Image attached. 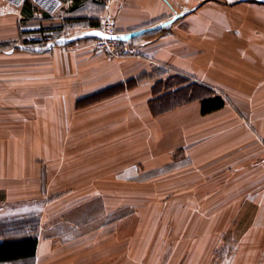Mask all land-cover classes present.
Listing matches in <instances>:
<instances>
[{
    "label": "crops",
    "instance_id": "1",
    "mask_svg": "<svg viewBox=\"0 0 264 264\" xmlns=\"http://www.w3.org/2000/svg\"><path fill=\"white\" fill-rule=\"evenodd\" d=\"M62 6L69 24L54 19ZM71 6L0 0V225L35 215L38 239L35 259L15 264H264V115L253 112L264 106L250 104L264 101V3ZM105 14L122 57L94 45ZM216 95L224 107L202 114ZM65 137L100 159L66 171ZM164 195L165 207L144 205Z\"/></svg>",
    "mask_w": 264,
    "mask_h": 264
},
{
    "label": "rangeland",
    "instance_id": "2",
    "mask_svg": "<svg viewBox=\"0 0 264 264\" xmlns=\"http://www.w3.org/2000/svg\"><path fill=\"white\" fill-rule=\"evenodd\" d=\"M35 1H37V2H41L42 0H35ZM44 1V4L46 5V4H48L49 5V8H51L52 9V7L54 6V0H53V2H52V0H43ZM229 1H235V0H229ZM256 1V0H255ZM48 8V7H47ZM64 12H65V6H62L61 8H60V10H58V13H57V16H56V18H54V19H58L59 21H60V23H62V24H69V20L67 19V18H63L62 16H63V14H64ZM60 30H61V28H60ZM47 79V77L45 76V80ZM45 92V94L46 93H50L51 91H48V90H45L44 91ZM252 103H250L251 104V106H252V108H253V106H255V105H263L264 106V101H251ZM254 109V108H253ZM253 112L254 113H256L257 114V117H255V119L258 121V119H260L261 118V116L260 115H264V110H253ZM228 119V123H232V121H231V119L230 118H227ZM259 122V121H258ZM262 127H264V124H263V126ZM220 128H222V126H217V127H215V128H213V129H220ZM211 129V128H210ZM224 129H226V128H224ZM264 129V128H263ZM199 130H201V129H199ZM199 133V132H198ZM197 132H192L191 134H190V137H189V140H190V142H188V146H187V151H189L191 148H193L194 147V149H196L197 148V142H199V140H201L200 138H198V136H199V134H198ZM202 134V133H201ZM207 134V133H206ZM210 134V133H209ZM209 134H207V135H205V136H209ZM77 135V134H76ZM46 136H47V134H44V137L46 138ZM50 136H51V134H50ZM209 137H211V136H209ZM81 139H82V137H81ZM77 142V144H78V146L77 145H75L73 142ZM62 143H63V146H60L61 148H63L62 149V151H61V155H60V157H61V159H63V161H64V163H65V168H66V171H67V169H68V166L71 168L72 166H74L75 167V170H77V166H76V164H79V163H84V160L85 159H87V160H99L100 159V154H99V150H100V148L98 147V146H94L93 144L92 145H90V146H92V147H96L97 149L96 150H92V148L90 147V146H88V147H85L84 146V144H83V140L82 141H80V139L79 140H68L66 137H65V140L64 141H61ZM97 142V141H96ZM95 142V143H96ZM184 147V146H183ZM217 147H218V144H217ZM193 149V150H194ZM217 149H219V148H217ZM92 151V152H91ZM177 152V151H176ZM176 152H175V154H176ZM190 152V151H189ZM99 154V155H98ZM199 155V154H198ZM99 158V159H98ZM195 158H197V157H195ZM219 158L217 157L216 158V163L218 164V162H219ZM196 166L197 165H195L194 163H193V165L192 166H190V167H188L187 168V170H186V173L187 174H190V173H195V172H197V170H196ZM82 167H84V166H82ZM98 167H99V164H88V166L86 167V170H89V173H92V172H99V169H98ZM81 176H83V175H81ZM48 185H50V186H52V182H49V183H47ZM200 184H201V182H200ZM148 185H150V188H151V190H153V189H155V185H154V183H152V184H148ZM194 185H197V183H194ZM163 187V186H162ZM193 186H188V187H184V188H180V189H177V190H175V192H176V195H178L179 193H182V192H185V193H188V192H190V191H192V188ZM62 189L63 188H60V189H56L55 191L56 192H61L62 191ZM164 197H167V196H162V197H155V198H145V197H142V198H144L145 199V203H144V205H150L151 203H154L155 202V205H157V206H159L160 208H161V206L162 207H165V204H164V201H165V199H164ZM148 200H151V202H147ZM171 200V198L169 199V200H167V202H169ZM182 202H183V200H180L178 203H176L174 206H173V212H174V214L172 215V217H173V220L175 219V218H177L178 217V215H177V212H178V209H177V207H179L180 206V204H182ZM141 206H143V203H141ZM209 215H211V214H209ZM30 216V217H29ZM35 215H28V217H29V220H28V223L29 224H31L32 225V227H33V224H35L34 222L36 221V219H35V217H34ZM27 221V220H26ZM155 221L157 222V224H158V230H157V234H158V237L159 238H161L162 237V234H163V228H164V226H163V224H162V222H163V216L162 215H159V212L156 214V217H155ZM33 223V224H32ZM226 252V251H225ZM141 254V253H140ZM224 261V260H223ZM222 262V260L220 259L219 261H218V264H222L221 263Z\"/></svg>",
    "mask_w": 264,
    "mask_h": 264
},
{
    "label": "trees",
    "instance_id": "3",
    "mask_svg": "<svg viewBox=\"0 0 264 264\" xmlns=\"http://www.w3.org/2000/svg\"><path fill=\"white\" fill-rule=\"evenodd\" d=\"M71 1L72 6L70 10L75 11L82 7L83 4L89 0ZM84 22L88 23L90 28L98 25V19L95 22H92L90 20ZM2 48L8 49L10 48V45H6ZM194 87L195 86H192L191 88ZM224 104L225 102L221 95H216L213 97L209 96L200 100V110L202 114H209L223 108ZM28 220L29 218L27 219V221H25V223H22L21 225L17 224L21 228V236H23L17 239H7L5 235H9L10 232L17 231L18 229L9 231L10 228L7 229L6 226L0 225V264H15L19 261L24 260L32 262L35 259L38 239L36 237L35 224L32 223V227V225L28 223ZM11 226H14V224H12Z\"/></svg>",
    "mask_w": 264,
    "mask_h": 264
},
{
    "label": "built area",
    "instance_id": "4",
    "mask_svg": "<svg viewBox=\"0 0 264 264\" xmlns=\"http://www.w3.org/2000/svg\"><path fill=\"white\" fill-rule=\"evenodd\" d=\"M54 1V4L57 3V0ZM94 35L96 49L115 58L126 54L127 49L122 47L121 39L117 36L114 28L113 19L108 14L101 17L99 26L94 30Z\"/></svg>",
    "mask_w": 264,
    "mask_h": 264
},
{
    "label": "water",
    "instance_id": "5",
    "mask_svg": "<svg viewBox=\"0 0 264 264\" xmlns=\"http://www.w3.org/2000/svg\"><path fill=\"white\" fill-rule=\"evenodd\" d=\"M256 1L261 2V3H264V0H256Z\"/></svg>",
    "mask_w": 264,
    "mask_h": 264
}]
</instances>
